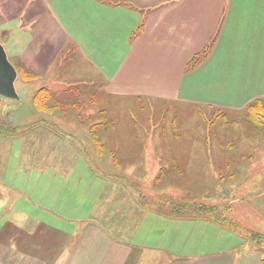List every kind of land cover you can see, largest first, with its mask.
<instances>
[{
    "label": "crops",
    "instance_id": "1",
    "mask_svg": "<svg viewBox=\"0 0 264 264\" xmlns=\"http://www.w3.org/2000/svg\"><path fill=\"white\" fill-rule=\"evenodd\" d=\"M0 15L7 46L18 52V75H25L24 83H36L30 97L35 113L41 115L40 130L21 127L16 136L0 134V264H129L138 249L142 256L150 251L165 254L157 264H264L258 251L249 258L248 239L234 243L231 231L205 221L154 213L140 218L131 208L132 212H123L140 220L126 227V217L125 223L118 222L121 208H113L103 210L105 218L99 222L95 216L103 208L99 205L106 185L112 184L96 176L91 166L113 163L106 156L97 157L99 145L92 134L95 124L108 122L106 107L82 114V122L75 114L66 116L72 106L84 110L80 95L87 88L92 96L85 99L91 106L102 104V97L95 96L100 87L118 103L157 100L198 109V105L242 109L264 99V0H0ZM11 24L16 26H7ZM202 52H208L207 57L189 67ZM42 90L44 103L37 100ZM69 91L77 92V97L71 98ZM31 130L37 133L32 134L34 141L50 131L54 140L74 143L79 159H55L48 166L53 173L44 171V162L36 167L35 161L27 163L29 141L24 139ZM98 131L106 141L114 138L110 129L98 125ZM13 145L21 151L12 153ZM110 145L104 144L107 153H121L120 159L132 164L127 156L134 150ZM63 150L67 154L70 148ZM12 154L15 161L9 160ZM162 168L158 166L148 184L155 183ZM36 169L56 178L58 171L68 175L81 169L77 184L88 187L96 202L89 215L83 208L76 212L69 208L74 196H64L63 187L52 188L58 186L56 179L34 182ZM128 172L132 177L135 171ZM189 230L195 234L187 236Z\"/></svg>",
    "mask_w": 264,
    "mask_h": 264
},
{
    "label": "rangeland",
    "instance_id": "2",
    "mask_svg": "<svg viewBox=\"0 0 264 264\" xmlns=\"http://www.w3.org/2000/svg\"><path fill=\"white\" fill-rule=\"evenodd\" d=\"M0 21L3 22L1 19ZM2 25L0 28L3 27ZM7 26L13 27L16 24ZM6 33L7 30H0V43H5L8 58L16 68V66L18 67L16 57L18 52H14L7 46L9 42L4 39ZM17 35L15 33V37ZM24 78L25 75L22 73V76L18 75L15 82L19 99H9L0 95V131L5 128L23 131L21 127H33L40 130L41 115L35 113L32 99L36 83L28 81L24 83ZM64 95L65 93L61 94L62 99H66ZM73 95L77 97L78 94L69 91L71 98ZM80 96L85 102L84 110L72 106L68 108L66 116L70 115L69 117L73 118L75 114L76 118L82 122V114L102 110L106 107L105 121L112 119L116 124V127L110 129L114 140L107 138L109 146H113L110 144L114 143L123 149L134 150L133 153H130L132 156H127L132 159V164H127L129 161L127 159H125L126 163L123 161V164L129 165L128 171L135 172L129 180H123L117 186L106 185L107 190L99 205L103 208H99L95 216L99 222L104 217L103 210L121 208L122 220L118 219V221L125 223L126 217V225H128L126 227L133 225L134 213L129 216L127 211L131 210L132 212L131 208L134 205L130 197L138 198L140 191L151 201L159 199L186 201L196 197L197 200H202L209 205H217L221 209H226L228 205L231 206L227 212H224V215L227 216L224 224L232 232L234 243L248 239L249 243L247 244L251 248L248 253L249 258L252 255L251 252L256 251L264 255V224L262 222L264 220V127L259 126L263 123L264 118L260 123L257 118H250L248 109L254 101L242 109L209 105H198V109L193 104H174L157 100L121 101L118 103L105 94L103 88L100 87L95 96L96 98L102 97L100 100L102 104L91 106L88 104V99H85L92 96L88 88L87 90L83 89ZM262 106L261 104L256 108ZM58 110L59 116H63L61 114L63 112ZM53 130L58 132L55 128ZM42 133L44 135H39L34 141L32 134L37 133L31 130L27 136L28 139H24L29 141V146L25 144L26 155L24 154L27 163L35 161L34 167H36L37 162H44L43 166H47L43 167L44 171L53 173L54 170H49L48 166L55 159L58 161H63L64 158L74 161L79 159L80 153L74 149L72 145L74 143L60 141L61 138L58 141L54 140L51 138L52 134H49L50 131ZM22 135L17 136V139H22ZM17 139L15 144H18ZM65 148H70L67 154L64 153L63 149ZM11 149L12 153L21 151L19 145H13ZM91 155L96 157V154ZM13 157L14 154L9 160L15 161ZM107 158H111L110 154H107ZM96 165L91 166L94 174L108 180L109 176H105V173L100 170V166L98 168V164ZM159 165H164V169L168 172L170 180H166V182L176 183L171 182L166 188L165 186L156 188L153 184H148V182H153V177L159 171ZM105 167L107 164L102 165L101 169ZM65 170L63 171L65 172ZM58 173L59 177L56 178L52 177V174L46 175L40 169H36L32 180L35 182L46 178L56 179L58 186H52V188L63 187L64 196L65 194L74 196L72 202L68 201L69 208L75 207V212L83 208V211H86L84 215H89L88 209L93 207L96 202L91 201L92 195L88 192V187L84 184H77L82 176L81 169H77L74 173L71 171L68 175L66 173L62 175L60 171ZM54 175L56 176V174ZM150 207L157 209L154 205ZM123 210L127 211L123 212ZM147 213L153 212L144 214ZM59 223L71 228V225H66L63 221H59ZM103 224L106 225V222ZM139 225L138 223L137 226ZM147 227L149 228V225ZM186 233L187 236L195 234L190 230ZM141 253L138 249V254H133L129 264H157L159 260L167 257L165 254L159 255L155 251H150L147 256L146 254L142 256Z\"/></svg>",
    "mask_w": 264,
    "mask_h": 264
},
{
    "label": "trees",
    "instance_id": "3",
    "mask_svg": "<svg viewBox=\"0 0 264 264\" xmlns=\"http://www.w3.org/2000/svg\"><path fill=\"white\" fill-rule=\"evenodd\" d=\"M207 55L208 52H202V54H199L197 57H195L192 60L189 67L193 68L197 66L201 61H203L204 58L207 57ZM45 91H46L45 93L46 96L49 98V94H48L49 90H45ZM37 97H38L37 100L44 103L45 101L44 90H42L41 94L38 92ZM42 103L40 104V107H42L44 110ZM261 104L263 105L261 108H256ZM248 110H249L250 118H257L259 119L258 121L260 123L261 119L264 118V99L255 100L254 103L249 106ZM98 125L101 126L102 129L109 130L113 128L114 121L108 120V122H106L104 125L100 123L94 125L95 128L92 136L94 143L96 145H99V152L97 153V157L103 159L105 156L107 157V154L109 153H107L106 150H104L106 149L104 144H106L107 141L98 131ZM259 126L264 127V121ZM18 133L19 131H17L14 128L12 130L5 128V129H1L0 131V134H5L6 136H16L18 135ZM23 137H25V135ZM110 156L111 158H107V160L112 162L113 165H111L110 167H105L103 169H101L100 166V170L105 173V176H109L108 180L111 182V184L114 185V182L120 183L123 180H129L131 178V175H129L127 167L123 164L124 163L123 159L120 160L121 153H116V154L112 153L110 154ZM167 176H169L168 173L166 174V170L162 168L161 173L156 178L153 186H155L156 188H162V186H165L166 188V186H169L170 184L166 183L165 180V177ZM133 186H138V185H133ZM131 198H132V203L134 204L132 208L135 211L136 215H139L140 218H141L140 213L143 214L145 212H153L168 219L205 221L220 226L226 230H229L224 224V220L225 219L227 220V216L224 215V212H227L228 209L231 208V206L229 205L226 207V209H221L217 205L214 204L209 205L206 202H203L202 200H197L196 197H193V199L186 201L184 200L180 201L177 199H165L167 201H164L163 199H159V200L151 201L145 196V194L142 193V191L138 192V198L130 197V199ZM151 205L156 206L157 209L151 208L150 207ZM139 216L134 218V222H138L140 220Z\"/></svg>",
    "mask_w": 264,
    "mask_h": 264
},
{
    "label": "water",
    "instance_id": "4",
    "mask_svg": "<svg viewBox=\"0 0 264 264\" xmlns=\"http://www.w3.org/2000/svg\"><path fill=\"white\" fill-rule=\"evenodd\" d=\"M18 72L10 62L7 51L0 43V95L9 99H19L15 82Z\"/></svg>",
    "mask_w": 264,
    "mask_h": 264
}]
</instances>
